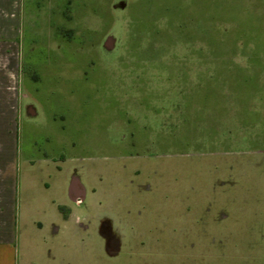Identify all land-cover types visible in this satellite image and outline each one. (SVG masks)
<instances>
[{
  "label": "rangeland",
  "instance_id": "374dc122",
  "mask_svg": "<svg viewBox=\"0 0 264 264\" xmlns=\"http://www.w3.org/2000/svg\"><path fill=\"white\" fill-rule=\"evenodd\" d=\"M137 1L32 0L38 45L0 46V135L17 137L20 170L0 264H264V65L151 63L200 49L136 47L135 20L164 23L178 0L135 17ZM56 154L85 188L68 227L54 165L37 161Z\"/></svg>",
  "mask_w": 264,
  "mask_h": 264
},
{
  "label": "crops",
  "instance_id": "0c3cea01",
  "mask_svg": "<svg viewBox=\"0 0 264 264\" xmlns=\"http://www.w3.org/2000/svg\"><path fill=\"white\" fill-rule=\"evenodd\" d=\"M31 1L29 0L28 3L27 0H0V18L4 17L5 26L7 23L9 26H16H7L6 29L4 26L3 33L0 29V46L18 47L21 49V56L23 54L21 41L32 42L29 47L38 45L35 43L33 35L39 34V24L30 31L25 28V24L29 23L31 18L38 19L41 15L39 6ZM137 2L135 6L138 12L134 13V16H146L144 11H140L142 10L140 8L143 5L151 4V1L138 0ZM79 4H76L75 10L81 5L84 9L85 4ZM160 6L163 9L161 16L164 17V23H157L154 18L149 21L150 25L144 29L138 20H135L137 24L133 30L135 46L149 48L196 47L200 51L196 56L175 57L177 58L175 61L168 57H159L158 59L148 57L152 60L151 63L227 65L223 68L227 72H245L251 68H242L238 65H264V0H256L255 3L254 0H178L175 4L166 3L164 6L162 4ZM75 10L73 15H75ZM153 14L156 16L155 13ZM147 15L151 16V11H148ZM12 16H15V19L12 20ZM88 28L84 29L81 41L88 44L97 42L99 40L97 39L98 29ZM68 41L74 40L69 38ZM143 59L140 62H147ZM27 85V82L20 83V90L21 87L26 88ZM245 94L254 95V93L247 92ZM25 95L27 94L21 91L20 96ZM16 142L17 137L14 138V144H12L11 137L0 135V232L7 233V235L0 234V237L5 236L6 239L7 236L13 235L17 220L16 199L20 170L17 167ZM67 159L68 157L62 154L41 156L37 159L42 164L52 163L54 171L58 174V194L51 201V205L57 221L63 227H68L77 219L75 218L76 206L80 205L85 197L84 186L73 176L65 173ZM24 161L26 164L34 163L28 157ZM48 184L46 182L47 186ZM36 223L38 227L44 225V222L41 221H36Z\"/></svg>",
  "mask_w": 264,
  "mask_h": 264
}]
</instances>
